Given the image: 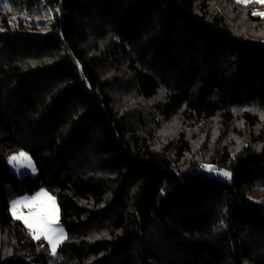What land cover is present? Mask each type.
<instances>
[{"label":"trees","instance_id":"trees-1","mask_svg":"<svg viewBox=\"0 0 264 264\" xmlns=\"http://www.w3.org/2000/svg\"><path fill=\"white\" fill-rule=\"evenodd\" d=\"M7 3L0 264H264V0ZM41 189L59 260L11 213Z\"/></svg>","mask_w":264,"mask_h":264},{"label":"snow or ice","instance_id":"snow-or-ice-1","mask_svg":"<svg viewBox=\"0 0 264 264\" xmlns=\"http://www.w3.org/2000/svg\"><path fill=\"white\" fill-rule=\"evenodd\" d=\"M3 2L5 8L9 7L7 0H0ZM239 2V0H238ZM59 11V10H57ZM254 15H264V13H254ZM11 161L17 163L18 167H24L27 169H31V171H35L34 165L31 163L30 157H28L27 153L20 152L19 155H14L11 157ZM207 172L209 173H217V175H222L227 179H231V173L227 171L217 172L215 168L209 165H203ZM48 194L45 192H41L36 197L31 198V203L36 204V209L34 212H31L30 219L21 217L17 214V207L20 204H27L29 201H14L12 204L13 215L16 219H24L25 224L28 225L32 230L33 238L36 240H40L41 237L47 242L50 246L49 251L50 257H55L57 260L62 259V257L58 254V247L60 244L67 239L66 234L64 233L62 228L56 227L58 221L55 215L54 207H49L46 204L40 203V199L42 196H47ZM49 199H53L49 197ZM219 230V229H215Z\"/></svg>","mask_w":264,"mask_h":264},{"label":"rangeland","instance_id":"rangeland-1","mask_svg":"<svg viewBox=\"0 0 264 264\" xmlns=\"http://www.w3.org/2000/svg\"><path fill=\"white\" fill-rule=\"evenodd\" d=\"M239 1L244 2V3H248V2H250L252 0H239ZM129 80L131 81V79L129 77L128 78L127 77H123V79H122V76H121V79H119L118 83L120 84V83L123 82V87H122L123 96H130V98H131L135 93L133 92L134 87H132V85L129 84ZM120 94H121V92L119 91L117 94H114V95L118 96ZM127 99H129V98H127ZM137 123H138V121L136 122V124ZM142 126H144V124H142ZM145 126H147V123L145 124ZM20 152H25V151L20 150V151L12 152L8 156V162H9L10 168L13 171V173L16 174L18 177H21V176H23V175H25L27 173L33 174V175L37 174V169H36V166L34 164V161L32 160V158L30 157V155L28 153H27V155H28V157H30L31 163L35 167V171L34 172L31 171V169H27V168H24V167H18L17 166L18 162L14 163V162L11 161V157L14 156V155H19ZM216 170H217V172H223V171H219L218 169H216ZM220 176H222V175H220ZM259 191L260 190L256 191L253 195H258ZM41 192H45L48 195L47 196H42L41 199H40V203L46 204L49 207H54L55 215H56V218H57V221H58L56 227L62 228L64 233L66 234V237H67V232H66L65 228L60 224V209H59L58 202H57L56 198L49 191H47L46 189H41L40 191H38V192H36V193H34L32 195H24V196H14L12 194V192H11L9 194V198L11 199V213H12V215H13L12 204H13L14 201H29V203H27V204L18 205L16 211H17V214H19L21 217H25V218H29L30 219V215L29 214L31 212H34L35 209H36V204L31 203V198L36 197ZM49 197H51L53 199H49ZM13 217L16 219V217L14 215H13ZM19 221H22L25 224L24 219H19ZM25 225H26L28 231L32 234L31 228H29L27 224H25ZM41 238H43V237H41ZM59 247H58V249H59Z\"/></svg>","mask_w":264,"mask_h":264}]
</instances>
